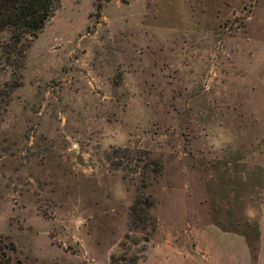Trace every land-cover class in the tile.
<instances>
[{"label": "rangeland", "instance_id": "374dc122", "mask_svg": "<svg viewBox=\"0 0 264 264\" xmlns=\"http://www.w3.org/2000/svg\"><path fill=\"white\" fill-rule=\"evenodd\" d=\"M3 56L0 264H264V0H57Z\"/></svg>", "mask_w": 264, "mask_h": 264}, {"label": "trees", "instance_id": "16d2710c", "mask_svg": "<svg viewBox=\"0 0 264 264\" xmlns=\"http://www.w3.org/2000/svg\"><path fill=\"white\" fill-rule=\"evenodd\" d=\"M56 1L0 0V34L5 32L7 35L0 43L5 61L13 55L23 58L31 40L37 37L51 16ZM152 162L158 166L157 162Z\"/></svg>", "mask_w": 264, "mask_h": 264}, {"label": "crops", "instance_id": "0c3cea01", "mask_svg": "<svg viewBox=\"0 0 264 264\" xmlns=\"http://www.w3.org/2000/svg\"><path fill=\"white\" fill-rule=\"evenodd\" d=\"M264 236V235H263ZM264 238V237H263Z\"/></svg>", "mask_w": 264, "mask_h": 264}]
</instances>
